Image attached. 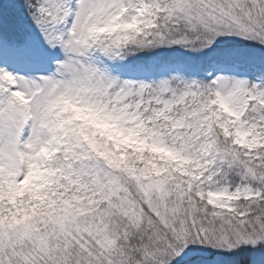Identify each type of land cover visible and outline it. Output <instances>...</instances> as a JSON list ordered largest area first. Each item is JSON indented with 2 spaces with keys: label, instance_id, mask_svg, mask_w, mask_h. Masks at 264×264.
Here are the masks:
<instances>
[{
  "label": "snow or ice",
  "instance_id": "1",
  "mask_svg": "<svg viewBox=\"0 0 264 264\" xmlns=\"http://www.w3.org/2000/svg\"><path fill=\"white\" fill-rule=\"evenodd\" d=\"M0 264H264V0H0Z\"/></svg>",
  "mask_w": 264,
  "mask_h": 264
}]
</instances>
